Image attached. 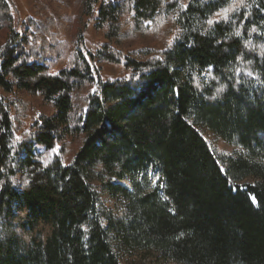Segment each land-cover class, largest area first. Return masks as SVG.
<instances>
[{
    "label": "trees",
    "instance_id": "1",
    "mask_svg": "<svg viewBox=\"0 0 264 264\" xmlns=\"http://www.w3.org/2000/svg\"><path fill=\"white\" fill-rule=\"evenodd\" d=\"M82 10L107 41L54 71L58 21L0 0V264H264V0ZM28 97L51 109L16 138Z\"/></svg>",
    "mask_w": 264,
    "mask_h": 264
},
{
    "label": "rangeland",
    "instance_id": "2",
    "mask_svg": "<svg viewBox=\"0 0 264 264\" xmlns=\"http://www.w3.org/2000/svg\"><path fill=\"white\" fill-rule=\"evenodd\" d=\"M83 1L84 0H13L15 3L20 18L28 16H35L37 14L44 15L46 17L53 18L58 21L60 32L63 35L64 48L61 54L57 57L54 64V71L65 67L68 62V57L73 49L78 46L85 51H96L99 46L107 41L103 30H99L95 27V16L87 15L83 13ZM188 0H182L183 4H187ZM99 4H95V8H98ZM171 18L163 19L160 22V26H152L146 29L142 34H137L134 49L146 48L152 50L154 54H158L165 46L169 45V42H173L176 36V29L173 28ZM1 41V39H0ZM102 76L104 79H115L119 76L127 74L129 71L118 63L103 62L102 64ZM28 107L20 114V117H25L22 122L16 125V138H20L27 127L34 121L39 115V110L49 112L50 104H46L37 97L26 98ZM149 176L152 179V183L159 179L160 174L158 170L151 169ZM158 177V179H157ZM125 184H129L127 179L122 181ZM256 203V201H255ZM143 258H133L131 264H145L147 261Z\"/></svg>",
    "mask_w": 264,
    "mask_h": 264
},
{
    "label": "snow or ice",
    "instance_id": "3",
    "mask_svg": "<svg viewBox=\"0 0 264 264\" xmlns=\"http://www.w3.org/2000/svg\"><path fill=\"white\" fill-rule=\"evenodd\" d=\"M239 6H241V5H237L236 7H239ZM232 10H233V8H231V7L230 8H226V9H223L221 12L216 13V15L218 17H223L224 19H227L228 18V12L229 11H232ZM208 23L211 24V23H213V21L212 20H209ZM253 31H255V29H253ZM237 35H239L238 32H237ZM169 43H171V42H169ZM248 75H252V74L251 73H248ZM217 91L219 92L220 90L218 89ZM157 179H158V177H157ZM153 183H155V180L153 181ZM161 187H163V185H161ZM164 199L167 200L168 197L165 196ZM253 202L255 203V200H253Z\"/></svg>",
    "mask_w": 264,
    "mask_h": 264
}]
</instances>
